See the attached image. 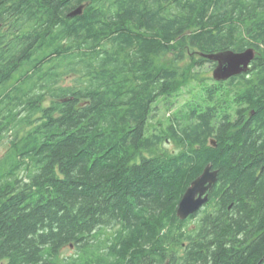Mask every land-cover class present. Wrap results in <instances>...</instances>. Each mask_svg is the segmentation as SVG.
Returning a JSON list of instances; mask_svg holds the SVG:
<instances>
[{
  "label": "trees",
  "instance_id": "1",
  "mask_svg": "<svg viewBox=\"0 0 264 264\" xmlns=\"http://www.w3.org/2000/svg\"><path fill=\"white\" fill-rule=\"evenodd\" d=\"M247 49V77L225 83L250 86L237 99L255 130L217 134L213 148L212 123L193 114L221 90L172 110L197 92L181 84H203L179 64L213 69L202 56ZM160 108L171 118L151 127ZM6 136L0 264H264V0H0ZM208 165L222 207L190 228L195 215L176 210Z\"/></svg>",
  "mask_w": 264,
  "mask_h": 264
},
{
  "label": "flooded vegetation",
  "instance_id": "2",
  "mask_svg": "<svg viewBox=\"0 0 264 264\" xmlns=\"http://www.w3.org/2000/svg\"><path fill=\"white\" fill-rule=\"evenodd\" d=\"M249 71H250V68L247 71V73L234 76L226 80V82L231 81V79L233 78H238L243 75L244 76L246 75L245 77H247V74ZM222 82H223L222 84L212 83L210 85L201 84L195 87L193 86L194 88H196L197 92L190 90L191 94L183 95L184 97L188 99L184 100L182 103H180V105L177 106L178 109L179 108L182 109V107L192 108V102H193L192 98L195 97L196 95L198 97L199 94H201L200 92H202V90L205 87L206 88L213 87V88H217L221 90L220 93H217L214 95L215 97L214 101H209V103L212 102L211 106L207 107V106L197 105V110L193 114V117H196V119H199L202 117L204 118V116H207L209 123H212L213 132H215V134L214 136H211V138H208V144L213 148H215L217 145L216 138H215L217 137V134L226 133L228 138L231 139L232 136L236 135V133L241 132L242 130H248L251 132L255 130L254 120L252 119V116L254 115V111L248 108V105L245 103L243 99H237L238 97H241V95H243L244 93L248 92L247 88H249L250 86L239 85L237 83L228 84V83H225V81H222ZM238 85L239 87L243 88V91L241 93L237 92ZM237 107H238V110H235V108ZM207 112L208 114H205ZM171 113L172 112L167 113L166 115L167 120L171 118ZM199 121H196V122L198 123ZM230 139L228 140L230 141ZM166 143L167 144L171 143V141H166ZM263 154H264V150H263ZM211 171L217 173L216 169L211 168ZM216 181H217V177H216ZM218 184L219 183L215 182L212 185L211 189L207 191L206 193L207 201L200 208V210L194 214L195 215L194 219H197L203 216L205 214L204 212H206V214L209 212L208 216L212 214L218 215L220 211V207H222V204H220V199H221L220 197L223 196V192L220 191V187H218ZM214 196L218 198H215L214 200L213 199ZM211 199L214 200L216 203L211 201ZM231 207L232 205H229V207L227 208V211H231ZM204 216L202 218H204ZM188 219L189 218H187L186 220ZM191 220L193 219H190V221Z\"/></svg>",
  "mask_w": 264,
  "mask_h": 264
},
{
  "label": "water",
  "instance_id": "3",
  "mask_svg": "<svg viewBox=\"0 0 264 264\" xmlns=\"http://www.w3.org/2000/svg\"><path fill=\"white\" fill-rule=\"evenodd\" d=\"M83 8L84 6L78 7L68 17L81 15ZM202 57L215 63L212 76L215 81L220 82L247 73L255 58V51L253 49L239 53L226 51ZM216 177L217 173L212 172L210 166H207L202 174L190 183L178 203L176 216L179 220L184 221L200 210L207 201L206 193L216 182Z\"/></svg>",
  "mask_w": 264,
  "mask_h": 264
},
{
  "label": "rangeland",
  "instance_id": "4",
  "mask_svg": "<svg viewBox=\"0 0 264 264\" xmlns=\"http://www.w3.org/2000/svg\"><path fill=\"white\" fill-rule=\"evenodd\" d=\"M172 59H173V55H167L161 61L163 64H165V63L172 61ZM196 61H197V57L195 55H192V57L186 56L184 58V60L180 62L179 65L181 67H184V68H188V67L191 68L189 71V76L194 75L199 82L206 84V85H210V84L214 83V79L212 76V74H213L212 66L210 64L206 63V64H203L202 66L199 67V66L195 65ZM194 83L195 82L193 81V79H191V80L189 79L187 82L181 84L179 87V89H180L179 94L180 93L183 94V92L185 91V89H187V87H193V86L195 87ZM69 84H71L70 79L66 80V85H69ZM242 91H243V88L239 87V85H238L237 92L241 93ZM183 95H180V97L178 98L180 101H178L177 105L174 106L172 108V110L177 108V106L180 105V103H182L184 100L188 99V98L184 97ZM48 104H49V100L46 99L45 102L43 103V105H48ZM164 113L165 112L163 111V109L160 108L159 109V115L156 118L151 120L152 123L150 126L154 127L155 123L157 121L158 122L162 121V116ZM166 114L167 113H165V115ZM9 140H10V137L6 136L3 139H1V141H0V160H2L4 158V156L7 153L8 148L10 147ZM161 149L164 151V153H168V154H171V153L175 154L176 152H178L177 147L173 142L168 143V144L166 142H164L163 145L161 146ZM196 221H197V219L191 220L189 222V227L193 228ZM73 254H74V250L72 248L71 249L66 248L62 251L61 256H70Z\"/></svg>",
  "mask_w": 264,
  "mask_h": 264
}]
</instances>
